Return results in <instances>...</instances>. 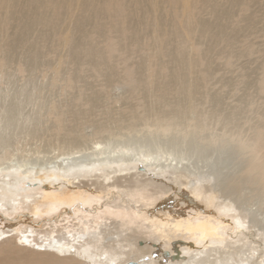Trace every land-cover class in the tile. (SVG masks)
Wrapping results in <instances>:
<instances>
[{
	"label": "rangeland",
	"instance_id": "374dc122",
	"mask_svg": "<svg viewBox=\"0 0 264 264\" xmlns=\"http://www.w3.org/2000/svg\"><path fill=\"white\" fill-rule=\"evenodd\" d=\"M214 4L221 8L218 14L210 12ZM242 5L246 11L241 10ZM113 8L117 14L120 8L126 12L125 41L119 39L115 28L106 30L102 25L112 21ZM193 10L197 21L210 24V34H223L224 39L215 43L216 37L196 34L193 38L202 50H191L184 32ZM111 25L118 27L120 21L113 20ZM162 33L173 44L159 51L154 35ZM0 37L4 40L0 46L7 44L5 61L0 60V162L55 161L69 147H92V140L171 152L206 171L199 183L200 194H210L217 187L211 196L214 212L218 214L225 204L233 210L231 214L244 215L247 226L240 224L243 228L229 231L233 240L243 234L232 247L260 245L264 254V177L259 180L260 174H255V168H264V146L259 151L258 146L245 144L258 127L264 131V120H260L264 119V0H0ZM108 37L121 40L118 52L109 59L104 43ZM127 43H134L133 49ZM86 47L92 50L87 53ZM147 51L155 61L147 62ZM94 53L106 60L96 62ZM184 57L191 58L192 67L181 64L178 74L158 72L159 62L176 58V65ZM146 64L154 78L152 88L146 81ZM127 65L137 69L134 77L139 83L122 76ZM203 69L214 72L208 81L197 78L200 71L205 72ZM66 78L72 79L68 87ZM164 81L168 88L159 93ZM180 81L190 87L193 109L189 108V92H176ZM249 101L253 102L251 106ZM151 106L183 124L197 126L168 132H155L153 127L148 131L144 128V110ZM55 109H61L66 118L61 129L56 126ZM127 112L135 116L134 131L123 127L126 122L113 120L116 113L128 117ZM100 126L108 127L97 134ZM58 142L63 149L56 145ZM138 167L141 165H134L130 171H142ZM165 172L170 173V179L182 175L188 188L195 185V176L184 170ZM149 187L151 190L143 192L147 197L163 194L160 187ZM157 203L154 207L161 206ZM115 226L131 242L140 243L142 253L136 260L142 263L167 264L183 258L181 239L163 247L158 234L138 225L130 224L127 229L117 221ZM235 250L232 260L238 261L242 250ZM166 252L171 257L178 253L179 257L164 263Z\"/></svg>",
	"mask_w": 264,
	"mask_h": 264
},
{
	"label": "bare ground",
	"instance_id": "6f19581e",
	"mask_svg": "<svg viewBox=\"0 0 264 264\" xmlns=\"http://www.w3.org/2000/svg\"><path fill=\"white\" fill-rule=\"evenodd\" d=\"M184 2L186 3V0ZM107 8L108 6L105 10ZM219 9L221 8L214 4L210 12L218 14ZM241 10H247L245 5L241 6ZM118 13L113 8L112 21L119 20L118 27L112 26V21L104 22L102 25L106 30L115 28L114 30L120 34L119 39L125 41L128 32L125 25L126 12L124 8H120ZM212 22L218 23V21ZM209 30L210 24L202 20L197 21L193 10L189 16V26L184 32L189 48L202 50L193 38L196 34L216 37L215 43L224 39L223 34H210ZM119 39L108 37L104 40L110 53L107 59L113 56L118 44H121ZM154 40L157 42L159 51L168 50L173 44L166 33L155 34ZM2 41L4 40L0 37V45ZM127 44L133 49L134 43ZM6 45L0 46L1 61H5ZM85 50L88 53L92 48L86 47ZM94 54L96 62H100L101 58L106 60L102 57L103 55ZM126 57L129 58L130 55ZM155 59L156 57L147 51V62L155 61ZM176 60L174 58L170 62H159L158 72L163 75L169 71L178 74L180 70L178 67L181 64L192 67L190 57H184L175 65ZM199 64L201 65V61ZM102 65L105 66L103 68L107 67L105 63ZM145 66L146 81L152 88L154 78L150 73L149 65ZM19 68L24 69L22 66ZM136 70L133 65H127L121 73L127 81L139 83L140 80L134 77ZM204 71H200L197 78L208 81L214 72L208 69ZM100 73L101 71L99 75ZM72 79L66 80V87L70 86ZM166 82L161 83L158 88L159 93L168 88ZM179 84L176 92L186 89L190 94L189 108L193 109L190 87L183 85V81ZM160 98L161 94L157 99ZM248 104L251 106L253 102L249 101ZM55 111L56 126L61 129L66 118L62 116L61 109L60 111L55 109ZM130 114L128 115L127 112L125 115L128 117H124L122 116L124 113H116L113 120L126 122L123 123V127L134 131L135 116ZM144 115L146 120L144 128L148 131L153 127L155 132H168L172 129L187 130L197 126L196 123L183 124L177 117L158 112L153 106L145 108ZM260 120L264 119L260 117ZM107 127L100 126L95 132L97 134L104 132ZM118 135L119 133H113V136ZM92 144V147L85 149L69 147L68 150L61 151L55 157V161L9 159L7 162H0V264H124L125 262V264L129 262L145 264L136 260L137 255L142 253L140 243L131 242L129 238L122 235L115 226L117 221L120 226H127V229L130 224L138 225L150 234H158L163 247L170 246L172 240H183L184 243L180 246L183 258L167 263L169 259L179 255L177 253L167 259L164 255V263L167 264H264V254L259 250L260 245L247 246L242 243L232 247L234 243L242 240L243 234L235 236L239 238L238 240H233L229 231L232 227L235 230L238 227L247 226L245 217L239 213L231 214L233 210L225 204L218 214L212 210L211 196L217 187L212 193L202 196L199 183H201L202 174L206 171H202L189 159L175 156L171 152L139 150L123 144L112 146L98 140H92ZM245 144L250 148L258 146L257 150H263V128L258 127L255 130V136ZM56 145L63 149L61 143L58 142ZM0 160H3V157L0 156ZM136 164L141 165L138 169L142 171H130ZM112 165L116 167H111ZM131 165L133 166L130 168ZM102 169H107L104 174H100ZM168 169L171 172L184 170L195 176L194 187L188 188L187 181L182 182V175H176L170 179V173L165 172ZM255 169L258 171L253 172L256 175L260 174L258 179L262 180L264 168ZM164 184H168L169 187L162 188L161 185ZM149 186L160 187L163 194L158 198L147 197L143 192L150 189ZM157 202H160L161 206L154 207L158 204ZM251 223L256 225L252 220ZM261 238L264 242V234ZM236 248L242 250L240 252L242 254L238 261H233Z\"/></svg>",
	"mask_w": 264,
	"mask_h": 264
},
{
	"label": "water",
	"instance_id": "95a60500",
	"mask_svg": "<svg viewBox=\"0 0 264 264\" xmlns=\"http://www.w3.org/2000/svg\"><path fill=\"white\" fill-rule=\"evenodd\" d=\"M165 257H166V259H167V258H170V255H169L168 252L165 253ZM127 264H136V263H135V262H129V263H127Z\"/></svg>",
	"mask_w": 264,
	"mask_h": 264
}]
</instances>
